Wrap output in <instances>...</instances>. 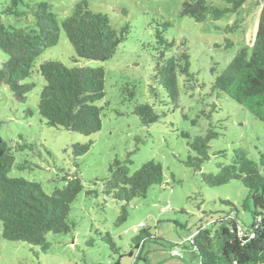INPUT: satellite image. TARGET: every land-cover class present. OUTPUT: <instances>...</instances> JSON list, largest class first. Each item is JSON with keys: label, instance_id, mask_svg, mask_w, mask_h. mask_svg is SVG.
<instances>
[{"label": "rangeland", "instance_id": "374dc122", "mask_svg": "<svg viewBox=\"0 0 264 264\" xmlns=\"http://www.w3.org/2000/svg\"><path fill=\"white\" fill-rule=\"evenodd\" d=\"M36 1L50 4L61 20L71 13L74 4L83 0ZM85 1L92 11L106 14L114 29L128 25L125 41L110 58L78 62L104 67L105 95L98 103L103 106L101 129L82 135L47 125L37 110L38 92L44 81L35 73L36 86L24 103L16 102L7 86H0V136L14 156V165L7 175L36 181L44 192L51 193L64 186L67 174L79 173L84 188L69 214L75 227L68 233H47V250L23 241L3 239L0 233V264H199L188 248V237L199 226L216 228L219 221L236 218L241 230L246 231L252 216L244 205L248 190L241 181L208 186L185 163L195 152L190 151L189 139L180 133L188 132L191 139L204 134L208 122L200 111L209 109L215 102L218 106L212 114L213 121L220 119L224 128L217 124L220 135L209 141L210 152L225 149L230 154L233 149L242 148L258 164L263 161L264 177V124L232 100L209 95L211 68L221 71L241 48L251 52L262 0H246L237 11H226L217 20L208 15L202 22L180 13L185 0ZM210 1L220 10L228 8L224 1ZM8 4L9 0H0V19L5 24L24 27L33 23L31 15L2 14ZM18 10L23 7L20 5ZM163 21L171 23L165 36L175 41L173 51L180 48L187 51L190 71L199 84H204V87L196 84L192 90L185 89L183 78L179 77L177 108L159 87L157 100L149 93L159 55L154 30ZM169 54L165 53L164 57ZM74 57L75 52L60 29L57 43L36 58L35 66L51 59L71 67L75 65ZM6 59L0 51V62ZM128 90L135 92L138 101L153 104L157 113L164 110L166 115L149 126L141 124L132 112L133 100L129 99ZM87 142H91L89 150L75 157L72 145ZM127 154L131 159L130 172L154 160L162 166L163 180L161 185L152 186L145 198L132 199L126 206L127 217L119 221L124 203L100 192L87 195L86 191H99L100 183L94 181L107 176L113 159H123ZM219 161L228 162L211 155L201 164V170L215 173ZM142 230L146 231L142 233ZM138 234L148 239L141 245L140 258L136 259L132 239ZM173 248L179 251V256L171 254Z\"/></svg>", "mask_w": 264, "mask_h": 264}, {"label": "trees", "instance_id": "16d2710c", "mask_svg": "<svg viewBox=\"0 0 264 264\" xmlns=\"http://www.w3.org/2000/svg\"><path fill=\"white\" fill-rule=\"evenodd\" d=\"M221 1L228 4L225 11L216 8L210 0H185L180 13L196 22H202L208 15L217 20L224 12L237 11L246 2ZM20 5L23 7L21 11L18 10ZM1 13L16 17L31 15L33 23L15 27L0 19V51L7 56L6 60L0 62V86H7L14 100L24 103L28 93L36 86L33 79L35 73L44 81L38 92L37 110L47 125L82 135L98 132L102 125L103 111V106L98 103L105 95V70L102 66L79 65L78 62L79 59L104 61L110 58L125 41L128 25L119 30L114 29L109 17L92 11L85 0L74 4L71 13L61 20L50 4L36 0H9ZM170 26L169 21H163L154 30L159 55L149 93L157 100L159 87L169 103L177 108L180 95L179 77L183 78L185 89L192 90L199 82L190 71L187 51L182 48L173 51L175 41L166 38L165 31ZM60 29L65 32L75 52V65L70 67L59 60L49 59L35 66L36 58L57 43ZM180 45L183 47L182 43ZM165 53L171 54L164 57ZM211 71L213 79L209 95H215L216 98L224 96L232 100L264 124V0L261 1L251 52L241 48L221 71H217L215 67ZM199 85L204 87L203 83ZM128 97L133 100L132 112L145 126L166 115L164 110L157 113L153 104L138 101L133 90H128ZM160 102L166 105L164 100ZM217 106L214 102L209 109L200 111V115L208 122L204 134H198L191 139L188 132L180 133L182 137L189 139L190 151L195 152V156L189 155L185 163L198 172L201 181L208 186L226 184L231 180L241 181L248 190L244 205L251 213L252 223L246 231L241 230L236 218L219 221L216 228L209 229L201 225L188 237V248L199 264H264L263 161L258 164L242 148H235L230 154L225 149L210 152L209 141L220 135L216 130L217 124L224 128L220 119L213 121L212 114L216 112ZM1 122L0 120V125ZM90 146L91 142L73 144V155L78 157L85 154ZM211 155L228 160L219 161L215 173L201 170V164ZM129 156L127 154L123 159L115 158L109 163L107 176L94 181H99V191H86L87 195L100 192L104 197L124 203L118 216L119 221L127 217L126 206L132 199L145 198L150 188L161 185L163 180L162 166L154 160H148L137 170L130 172ZM13 165L11 147L0 136L1 237L9 241H23L47 250V233H68L74 230L75 225L70 221L69 214L77 195L84 188L82 179L79 173L67 174L63 187L46 193L36 181L9 177L7 174ZM145 231L142 230V233ZM106 236L112 244L110 236ZM147 239L148 236L140 234L132 239L137 252L136 259L140 258L141 245Z\"/></svg>", "mask_w": 264, "mask_h": 264}, {"label": "built area", "instance_id": "2783aa9c", "mask_svg": "<svg viewBox=\"0 0 264 264\" xmlns=\"http://www.w3.org/2000/svg\"><path fill=\"white\" fill-rule=\"evenodd\" d=\"M171 254L175 256H179V251L175 248L171 250Z\"/></svg>", "mask_w": 264, "mask_h": 264}]
</instances>
